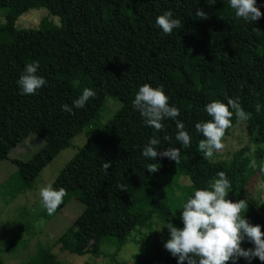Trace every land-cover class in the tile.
Returning a JSON list of instances; mask_svg holds the SVG:
<instances>
[{
	"label": "trees",
	"instance_id": "trees-1",
	"mask_svg": "<svg viewBox=\"0 0 264 264\" xmlns=\"http://www.w3.org/2000/svg\"><path fill=\"white\" fill-rule=\"evenodd\" d=\"M257 6L264 14V0H257ZM40 7L57 23L42 17L36 27L15 26L20 14ZM197 8L208 19H198ZM166 10L181 20L170 36L155 23ZM0 13V161L27 134L39 136L43 145L38 150L26 160L13 161L18 181L27 185L73 135L83 131L85 143L50 184L68 192L88 168L111 162L107 183L57 238L66 253L83 255L105 228L114 257L131 233L148 227L153 216L183 227L180 216L172 220L169 201L157 191L169 168L184 173L195 189L207 188L223 171L206 162L198 149L204 137L195 124L211 119L207 103L238 97L249 116L247 130L257 131L264 140V15L256 22L237 19L229 0H216L211 7L205 0H0ZM33 62L39 63L37 75L47 84L36 95H22L16 82L25 65ZM146 83L162 87L170 106L180 110L177 119L191 136L188 148L176 140L175 120L165 119V130L157 133L133 108L139 87ZM85 88L96 96L84 108H73L74 114L63 111L61 106H71ZM106 97L117 99L120 107L101 123L99 111ZM235 119L233 115L232 124ZM153 135L161 140L157 151L181 149L178 163L142 155ZM152 163L158 167L155 173L147 171ZM120 184L124 191L117 187ZM232 187L235 193H228L227 199L247 200L244 216L264 232V196L256 201L242 188ZM36 208L45 209L40 197ZM241 247L253 245L245 241ZM53 259L48 249L38 247L24 264H50ZM153 263L177 264V259L153 241L137 264Z\"/></svg>",
	"mask_w": 264,
	"mask_h": 264
},
{
	"label": "rangeland",
	"instance_id": "rangeland-1",
	"mask_svg": "<svg viewBox=\"0 0 264 264\" xmlns=\"http://www.w3.org/2000/svg\"><path fill=\"white\" fill-rule=\"evenodd\" d=\"M42 17L57 23V18L50 16L43 7L27 10L16 21L17 28L36 27ZM2 15L0 13V23ZM120 107V102L113 97H106L99 111V121L104 123ZM83 131L70 138L69 145L59 151L27 185H21L16 177L14 159L26 160L42 145V139L36 134H27L11 148L7 158L0 161V262L1 264H24L38 247L48 249L53 255L50 264H137L144 259L147 249L153 241L160 244L168 239L167 229L160 230L167 223L152 217L148 227H138L131 233V239L122 245L114 257L110 255L113 247L105 238L107 230L101 228L83 255L69 254L62 251L57 238L109 180L112 173L102 167L88 168L78 179L76 185L67 192L63 203L53 215L37 210L36 202L39 190L51 183L65 162L77 148L85 143ZM224 148L214 152L206 162L219 165L223 172L232 179L229 194L235 188L256 201L264 196V140L257 131H248L246 120L237 118L228 133L222 139ZM164 171L159 196L169 201L172 220L178 218L183 204L192 196L195 188L181 171ZM172 223V221H171ZM10 242L14 245L10 246ZM251 248V247H248ZM247 249V248H245ZM154 264V263H153ZM241 264H249L242 258ZM251 264H264L254 258Z\"/></svg>",
	"mask_w": 264,
	"mask_h": 264
},
{
	"label": "clouds",
	"instance_id": "clouds-1",
	"mask_svg": "<svg viewBox=\"0 0 264 264\" xmlns=\"http://www.w3.org/2000/svg\"><path fill=\"white\" fill-rule=\"evenodd\" d=\"M209 7L215 5L216 0H205ZM229 6L235 11L237 19L244 21H258L262 15L257 0H229ZM195 15L200 20L208 19V14L197 8ZM157 28L165 35H171L174 29L181 27V20L173 18V12L166 10L155 20ZM39 63L33 62L25 65L23 72L17 80V86L22 95H36L38 90L47 84V80L37 75ZM96 93L91 88H85L82 94L72 102V105L63 104L62 110L74 114L73 108L82 109L90 98ZM132 106L144 119L146 126L155 132H163L165 119L176 121V140L184 147L191 145V136L185 131V125L177 119L180 110L170 106L169 97L162 87L153 88L150 84L139 87ZM259 110V109H257ZM205 111L210 120L195 124L197 133L202 134L198 149L204 153L205 158H212L214 152L222 150V139L228 128L232 126L233 115L240 121L247 120L248 114L243 110L239 98H228L227 103L214 100L205 105ZM164 139H168L167 136ZM161 140L155 135L144 146L142 155L153 161L159 156L179 162L181 149L169 147L164 151H157ZM111 162H104L102 168L106 171ZM147 171H158L156 163L148 164ZM107 172V171H106ZM207 188L195 189L192 196L183 204L180 220L183 227H176L169 222L165 227L169 233L163 247L171 256L177 259V264H237L240 258L251 264L254 258L264 262V232L259 224H252L245 216L247 200L232 201L227 199L231 182L227 175L220 171ZM124 191V185H117ZM67 190L63 187L55 189L51 184L39 190L42 206L48 215H53L63 203ZM250 242L253 247L243 248L242 243Z\"/></svg>",
	"mask_w": 264,
	"mask_h": 264
}]
</instances>
